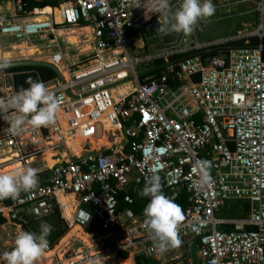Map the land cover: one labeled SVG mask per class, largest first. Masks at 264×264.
Listing matches in <instances>:
<instances>
[{
    "label": "built area",
    "instance_id": "obj_1",
    "mask_svg": "<svg viewBox=\"0 0 264 264\" xmlns=\"http://www.w3.org/2000/svg\"><path fill=\"white\" fill-rule=\"evenodd\" d=\"M5 4L12 20L0 23V40H57L62 30L85 28L89 55L76 62L72 54H49L64 79L45 82L59 105L55 122L39 129L25 123L19 134L8 130L15 110L7 101L17 90L0 73V172L39 170L37 188L0 202V264L23 226L56 209L66 233L79 234L49 244L46 264H264V58L263 44L250 41L264 37V0L249 34L200 42L194 30L156 48L146 35L156 36L162 18L145 19L147 0L143 7L134 0H60L47 14L28 10L25 0ZM179 4L171 0L172 10ZM243 38V45H227ZM212 47L216 54L199 55ZM102 137L111 144L93 147ZM78 138L84 141L75 156L70 145ZM47 156L56 163L47 164ZM153 170L162 191L189 192L177 225L181 243L164 252L154 247L143 212L121 206L133 204L132 184L146 183ZM230 200L247 204V214L219 216Z\"/></svg>",
    "mask_w": 264,
    "mask_h": 264
},
{
    "label": "clouds",
    "instance_id": "obj_2",
    "mask_svg": "<svg viewBox=\"0 0 264 264\" xmlns=\"http://www.w3.org/2000/svg\"><path fill=\"white\" fill-rule=\"evenodd\" d=\"M146 0H134V6H142ZM150 4L145 19L151 14L162 18L156 28L159 34L169 32L191 34L200 19L211 17L215 13L213 0H180L179 7L172 10L171 0H147ZM10 65L9 61L0 63V70ZM28 87L21 88L10 97L7 104L14 113L9 116V132L19 134L25 123L34 129L47 127L55 122L58 102L48 85L42 80L29 78ZM3 103V102H0ZM203 168L210 167V162L202 161ZM38 169L27 167L0 172V200L17 199L21 192H29L39 184ZM207 176L203 177L206 182ZM140 195L149 197L143 209V224L154 241V247L160 252L181 243L177 225L183 220L179 206L171 197L162 191L161 178L153 170L152 175L146 177L145 186ZM90 216V215H89ZM88 216V219H89ZM52 232V225L46 221L40 224L39 233L21 231L17 234L14 246L4 252L6 264H36L42 253L48 248V236Z\"/></svg>",
    "mask_w": 264,
    "mask_h": 264
},
{
    "label": "rangeland",
    "instance_id": "obj_3",
    "mask_svg": "<svg viewBox=\"0 0 264 264\" xmlns=\"http://www.w3.org/2000/svg\"><path fill=\"white\" fill-rule=\"evenodd\" d=\"M4 2V0H0V23L12 20L9 5H6ZM258 2H260V0H213L216 9L215 13L211 17L200 19L198 24L195 26L194 30L197 39L200 42H204L206 40H219L236 37L238 35L244 36L251 33L254 29H256L259 22V14L257 12ZM85 33L87 32H75L67 29L58 33L59 35H57V40L54 35H50L49 40L46 38L41 39L39 37L33 38L29 40L27 45H33L38 48V52L35 54V49L26 51L25 49H27V47H24V49L18 47L22 44V42L16 38L12 36H3L0 40V62L16 60V57L19 56L20 52L25 53L26 55H33L32 60L48 62L49 54L58 51L75 55V60H77L76 62H79L89 55L87 51L89 40ZM155 34L156 36H153L152 34L146 35V37L149 38L150 47L152 48L160 47L164 43L174 39L177 35L176 32H169L167 35L162 36L157 32V30L155 31ZM5 52H9L10 54L6 56ZM3 79H5V81L12 82V74L5 73ZM95 142H98V140ZM108 145L109 144L106 146ZM80 149L79 151L77 150L75 156L81 152ZM56 160L57 159L55 158L50 159L48 156L44 158V161L50 166L56 163ZM246 214L247 209L244 204L236 201L218 211V215L221 217L232 218ZM103 264L123 263L107 261Z\"/></svg>",
    "mask_w": 264,
    "mask_h": 264
},
{
    "label": "trees",
    "instance_id": "obj_4",
    "mask_svg": "<svg viewBox=\"0 0 264 264\" xmlns=\"http://www.w3.org/2000/svg\"><path fill=\"white\" fill-rule=\"evenodd\" d=\"M5 1V0H4ZM26 1V8L33 9V8H44L46 6L50 7H56L60 0H42V1H35V0H25ZM245 38L229 41L227 45L229 46H239L243 45L245 43ZM250 41L252 44H256L261 42L263 44L262 48V56L264 58V37L262 39H259L258 37H251ZM225 50H227L225 48ZM218 51L217 47H212L207 50L201 51L199 55H201L203 58L212 56L216 54ZM0 73H11L12 74V85L15 90L19 91L21 88H27L28 80L29 78L33 80H42L44 82L52 80L56 77L55 72L47 67V66H32V67H11V68H3L0 70ZM193 80L197 79V76H194L192 78ZM43 179L42 183L47 182V175L48 171H45L42 173ZM140 187L134 186L130 194L133 198V204L130 205L134 212L140 211L143 207L146 206V204L149 201V197H144L140 195ZM163 193L171 197L174 202L179 206V208H183L187 202V199L189 197V192L184 187H178L177 192L174 194L169 191H163ZM10 199L0 200V202L7 204L9 203ZM234 201L230 200L227 201L226 204L223 206H227L229 204H232ZM243 203V202H240ZM245 208L248 209V205L243 203ZM222 207V208H223ZM5 221V217L3 214L0 213V224ZM42 221H46L48 224L52 225V232L48 236L49 244L54 245L56 244L67 232L68 226L61 216L58 209H56L51 215L36 219V220H30L28 225L23 226V231H31L39 233L40 231V224ZM124 264V259L120 260Z\"/></svg>",
    "mask_w": 264,
    "mask_h": 264
},
{
    "label": "crops",
    "instance_id": "obj_5",
    "mask_svg": "<svg viewBox=\"0 0 264 264\" xmlns=\"http://www.w3.org/2000/svg\"><path fill=\"white\" fill-rule=\"evenodd\" d=\"M35 1H42V0H35ZM5 3V2H4ZM46 7H48L49 9H52V8H54V7H50V6H46ZM46 7H44V8H46ZM41 9V8H40ZM70 30H73V31H75V32H78V31H81V32H87V29H70ZM62 31H60L59 33H61ZM206 41H208V40H206ZM120 141H122V140H120ZM92 143H93V147H103V146H106L107 144H111V142L106 138V137H102V138H99L98 139V142H93V141H91ZM108 145V146H109ZM81 146V145H80ZM80 146H78V148H77V150L79 151V149L81 148ZM79 153H81V152H79ZM78 153V154H79ZM77 154V155H78ZM134 186H139L140 187V189L142 190V188L145 186V183H133L132 184V186H131V188H130V191H131V189L134 187ZM129 191V192H130ZM131 195V194H130ZM60 202H61V204L62 205H64V199H62V198H60ZM122 208H128L133 214H140V213H142L143 212V209H144V207L140 210V211H138V212H134L133 211V209L131 208V206H128L126 203H124V202H122ZM244 216V215H243ZM228 218H231V217H228ZM71 234H79V232H76V230L75 229H73V230H71L70 232H68V233H66L61 239H60V242H59V245H61L66 239H67V237H69ZM17 235H15V237H16ZM15 237L12 239V241H15ZM49 254H42L41 255V257L38 259V261L36 262V264H46L47 263V261H48V259H46V257L48 256ZM122 259H124V258H115V259H113V260H111V261H113V262H116V263H122V262H120V260H122ZM124 264H132L131 262H130V259H124Z\"/></svg>",
    "mask_w": 264,
    "mask_h": 264
},
{
    "label": "water",
    "instance_id": "obj_6",
    "mask_svg": "<svg viewBox=\"0 0 264 264\" xmlns=\"http://www.w3.org/2000/svg\"><path fill=\"white\" fill-rule=\"evenodd\" d=\"M10 65L6 68H11V67H32V66H47L49 68H51L56 76L63 82L64 79L60 74V71L58 70V68L56 66H54L53 64L46 62V61H39V60H12L9 61ZM3 63V62H0ZM5 69V68H4ZM247 229L251 230L252 227L248 226Z\"/></svg>",
    "mask_w": 264,
    "mask_h": 264
},
{
    "label": "bare ground",
    "instance_id": "obj_7",
    "mask_svg": "<svg viewBox=\"0 0 264 264\" xmlns=\"http://www.w3.org/2000/svg\"><path fill=\"white\" fill-rule=\"evenodd\" d=\"M41 10H43V11H41L40 13H44V14H47L48 12H50V9L48 8V7H46V8H41ZM58 19V18H57ZM18 47H20V48H22V49H24V47H27V49H25L26 51L27 50H31V49H35L34 51V54L36 53V52H38V48L36 47V46H28L27 44H21L20 46H18ZM17 47V48H18ZM1 53V52H0ZM10 53L9 52H5V55L6 56H8ZM84 141V139L83 138H78V139H76L75 141H72L71 142V145H70V149H71V154H73V155H75L76 153H77V148H78V146H80L81 144H82V142ZM80 154L81 153H79L78 155H76V156H80Z\"/></svg>",
    "mask_w": 264,
    "mask_h": 264
}]
</instances>
